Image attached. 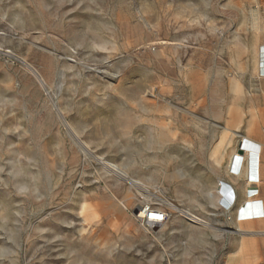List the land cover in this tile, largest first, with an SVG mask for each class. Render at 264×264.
Instances as JSON below:
<instances>
[{
  "label": "rangeland",
  "instance_id": "rangeland-1",
  "mask_svg": "<svg viewBox=\"0 0 264 264\" xmlns=\"http://www.w3.org/2000/svg\"><path fill=\"white\" fill-rule=\"evenodd\" d=\"M263 57L264 0H0V264H264L218 185L264 141Z\"/></svg>",
  "mask_w": 264,
  "mask_h": 264
},
{
  "label": "crops",
  "instance_id": "crops-1",
  "mask_svg": "<svg viewBox=\"0 0 264 264\" xmlns=\"http://www.w3.org/2000/svg\"><path fill=\"white\" fill-rule=\"evenodd\" d=\"M249 137L245 136L241 140H245V139L249 140V142L255 143L256 146L258 147L257 149L258 151L256 154H254L253 157L254 160L252 159V157L250 158V160L251 161L253 160L255 163V167H254L255 169L251 168V162L244 157V151L243 149L242 150L240 149V146L242 144L240 141L237 146L238 149L236 152L237 156L241 158L240 171L231 173L233 171L230 169V162L232 160L230 154L228 158L229 168H227V171L231 176V179L236 180V183H233L232 181H228V182L219 181L220 183H218L219 186L225 183L230 188V191L233 192L232 194H234L235 196V204L233 209L230 212L228 211L225 213L226 214L230 213L231 216L230 224L234 225L237 228V232H238L239 242L237 247L234 248V253H233V255H235L236 258H238L239 256L243 257L246 255L247 253L246 251L249 250L248 248L249 244L248 242H246V240L249 241L251 236L259 238V235L263 234L262 236L264 239V141L262 140L255 141L251 137L250 138ZM239 150L242 151L241 154H239ZM249 191L257 192V196L251 198L254 199V202H258V203H256L257 207L255 210L257 216H253V217L250 216L247 218L241 214L240 210L242 211L243 208L246 207L245 201L250 198L247 197V193ZM255 198H257L258 200H256ZM221 202L225 205L224 200H221ZM226 205L229 206L228 204ZM261 214L263 215L262 217H260ZM239 226L241 227L242 231L238 229ZM250 229H254L255 232L253 231V233H251V231H249ZM251 256H256L257 258H264V243L262 245V249L261 248L258 249V253H253ZM236 260L237 259H235V263H233V261H230L229 264H245L242 261L241 262L238 261L237 263ZM255 261H256L255 259L252 260L250 264L256 263Z\"/></svg>",
  "mask_w": 264,
  "mask_h": 264
},
{
  "label": "bare ground",
  "instance_id": "bare-ground-1",
  "mask_svg": "<svg viewBox=\"0 0 264 264\" xmlns=\"http://www.w3.org/2000/svg\"><path fill=\"white\" fill-rule=\"evenodd\" d=\"M264 58V57H263ZM264 62V61H263ZM255 72H258L259 71V62L257 61L256 64H255V67H254V70ZM262 72L264 73V63H263V66H262ZM234 90L235 92H239V85L235 84L233 85ZM241 92V91H240ZM240 95V93L238 94ZM240 122H241V117L238 115L235 119V125L233 127L237 128L238 129V126L240 125ZM253 124H251L248 128V133H254L253 132ZM221 137V136H220ZM227 139V138H226ZM228 141V140H227ZM233 141V140H232ZM241 143L243 144V151H244V157L246 159H248L250 162H251V168H254L255 167V163H254V154L257 153V149L258 147L256 146L255 143L253 142H249V140H241ZM226 145V144H224ZM217 147V146H215ZM232 148V147H231ZM224 149V148H223ZM240 149H241V146H240ZM241 149V150H242ZM229 150V149H228ZM225 150H223L224 152ZM220 152V151H219ZM211 153H214V152H211ZM218 153V152H217ZM225 153V152H224ZM228 154V153H227ZM223 156V155H222ZM230 156L232 157V160L230 162V169L233 171V172H239L240 171V167H241V158L239 156H237L236 154V150L235 149H232L231 152H230ZM252 157V161L250 160V158ZM214 159V158H213ZM212 159V160H213ZM219 160H220V157L216 159V163H219ZM104 165V167L106 169H108L110 172L112 173H116V175L118 174L120 176V178L125 181V182H128L130 183L131 186L133 187H137L139 186V183L137 181H134L132 179H129L126 175V173L124 172H121L116 166L112 165V164H109V163H102ZM253 165V166H252ZM255 169V168H254ZM117 175V176H118ZM221 190V188H220ZM231 193V191H230ZM219 194L221 195V200H223V194L222 192H219ZM220 200V201H221ZM246 203V207L243 208L241 212V214L244 216V217H253V216H257L256 214V207H257V204L258 202H254V199L253 198H249L245 201ZM224 206H227L226 204ZM142 209L143 208H140V215H143L142 213ZM150 209H153V210H160L159 208H154V207H150ZM81 213L83 214H86V220H88L89 222H95L97 220V212L90 206H83L81 208ZM259 214V213H258ZM185 218L189 219V220H196V222H201L199 220V218L197 217H194L192 216L191 214H188V213H185ZM163 224V223H162ZM162 224L160 226H162ZM205 225V224H204ZM240 231H242L241 227L239 226L238 228Z\"/></svg>",
  "mask_w": 264,
  "mask_h": 264
},
{
  "label": "built area",
  "instance_id": "built-area-1",
  "mask_svg": "<svg viewBox=\"0 0 264 264\" xmlns=\"http://www.w3.org/2000/svg\"><path fill=\"white\" fill-rule=\"evenodd\" d=\"M231 173H234V172H231ZM232 193L233 192H231V193L227 192L226 193L228 199L230 200L229 206H224V204L221 202V206L226 210H230L234 207L235 196ZM254 196H257L256 191H249L247 193V197H254ZM142 213H143V215H140L141 214L140 212L138 213V215H137L138 220L151 229L154 227L160 226L167 219L166 213L163 212L162 210H153L150 208H143ZM262 216L263 215L261 214L260 217H262Z\"/></svg>",
  "mask_w": 264,
  "mask_h": 264
},
{
  "label": "water",
  "instance_id": "water-1",
  "mask_svg": "<svg viewBox=\"0 0 264 264\" xmlns=\"http://www.w3.org/2000/svg\"><path fill=\"white\" fill-rule=\"evenodd\" d=\"M242 153V151L241 150H239V154H241Z\"/></svg>",
  "mask_w": 264,
  "mask_h": 264
}]
</instances>
